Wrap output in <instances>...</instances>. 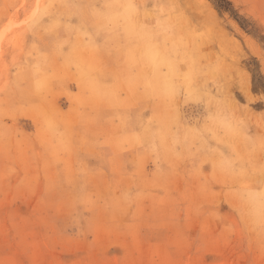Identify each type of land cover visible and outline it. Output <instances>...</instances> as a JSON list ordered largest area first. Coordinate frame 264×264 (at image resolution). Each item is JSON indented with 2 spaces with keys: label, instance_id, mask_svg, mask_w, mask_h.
I'll return each mask as SVG.
<instances>
[{
  "label": "rangeland",
  "instance_id": "obj_1",
  "mask_svg": "<svg viewBox=\"0 0 264 264\" xmlns=\"http://www.w3.org/2000/svg\"><path fill=\"white\" fill-rule=\"evenodd\" d=\"M264 0H0V264H264Z\"/></svg>",
  "mask_w": 264,
  "mask_h": 264
},
{
  "label": "snow or ice",
  "instance_id": "obj_2",
  "mask_svg": "<svg viewBox=\"0 0 264 264\" xmlns=\"http://www.w3.org/2000/svg\"><path fill=\"white\" fill-rule=\"evenodd\" d=\"M262 160H264V155H262ZM256 183L264 190V167H261L258 174L255 176ZM264 196V191L261 193Z\"/></svg>",
  "mask_w": 264,
  "mask_h": 264
}]
</instances>
